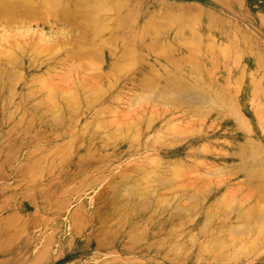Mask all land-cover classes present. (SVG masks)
Wrapping results in <instances>:
<instances>
[{"label": "rangeland", "instance_id": "rangeland-1", "mask_svg": "<svg viewBox=\"0 0 264 264\" xmlns=\"http://www.w3.org/2000/svg\"><path fill=\"white\" fill-rule=\"evenodd\" d=\"M168 3L174 4L172 0ZM237 5L246 18L247 38L250 36L243 48L234 47V36H224L220 41L225 47H219L212 42L215 37L192 33L189 29L194 28L189 25L180 32L176 24L160 26L154 37L145 32L139 36L140 23H126L124 29L111 35L105 31L100 37L117 35L118 40H123L127 31L134 28L138 35L131 49L147 63L153 58L154 69L169 66L170 59L175 60L181 50L191 54L193 63L201 64L206 59L212 67L204 82L210 84L213 92L223 90L234 97L236 115L246 118L254 133L252 137L261 141L264 0H237ZM195 26L194 31L200 24L195 22ZM117 27L112 24L109 28ZM27 37L18 40L27 41ZM140 38L146 42L154 40L155 45L147 47ZM255 39L260 47L253 45ZM2 40L0 264H264V183L257 181H264V176L259 179L217 170V165L231 162L234 144L244 133L238 128L239 117L232 111L167 97L156 107L138 103L137 111L129 110L133 118L122 121L119 113L127 115L126 103L131 94L129 80L138 78L144 70L139 67L135 74L120 76L115 69H109L122 51L120 41L112 39V49H100L106 56L103 61H96L93 66L90 63L86 69L83 66L85 75L81 74L90 78L97 74L98 79L91 82L90 78H82L81 88L80 72L73 70L76 81L70 69L74 82L65 81L67 89L64 81L59 83L60 77H54L60 70L68 69L62 62L56 65L59 57L49 59L37 70L26 63L27 51L15 52L18 56L13 58L4 54L6 43ZM183 42L192 45L184 46ZM146 48L153 55L161 52L162 58L153 57ZM13 66L15 69H11ZM94 67L100 70L93 71ZM65 72L62 79L69 71ZM39 75L41 80L47 78L44 83L34 80V76L40 79ZM48 82L52 87L46 85ZM63 92L73 99L69 101V95L62 96ZM63 97L65 103L61 101ZM51 98H56V105L61 104L65 110L55 111L54 99L48 103ZM112 119L121 125L116 126ZM133 121L137 126L130 127ZM186 121L191 125H185ZM172 125L176 130L168 127ZM256 156L257 161L262 159ZM132 188L140 192H130ZM223 194L227 196L224 198Z\"/></svg>", "mask_w": 264, "mask_h": 264}, {"label": "bare ground", "instance_id": "bare-ground-1", "mask_svg": "<svg viewBox=\"0 0 264 264\" xmlns=\"http://www.w3.org/2000/svg\"><path fill=\"white\" fill-rule=\"evenodd\" d=\"M162 1H164L165 4H164V2L162 3ZM162 1L161 0H0V34H1V37L4 38V40H2V43H3V41L6 43V44H4V45H6V48L3 46V48H5L4 54H7L8 57L13 58L15 56H18V55H15V52H24L25 53V51H27L29 56H24V57H26L29 62L27 61L26 63L31 64L32 65L31 67H33L37 70L41 69V66L43 63L47 64L49 59L53 60L54 57H59V60L57 59L55 61V62L58 61V63H56V65L57 64L60 65L59 64L60 62L64 63V65L66 64L69 70L68 69H66L64 71L62 70V72L66 74L65 71H67V72L69 71L67 74L69 77L64 74L66 80H65V78L62 79L63 73L61 72V70H60V73H57V75L54 74L55 75L54 77L55 78L60 77V81L56 80V79H55V81L56 82L59 81V83H62V81H64V83H63V85H64L66 82L68 83L69 79L72 78V76H75V78H76V74H77L76 72H80V74H81V72H83L86 68H88L90 66V63L92 64L91 66H93L96 63V61H99V62H100V60L103 61V59H105L106 56L104 57L103 53L102 52H101L102 54L100 53V49L102 47L103 48L107 47L109 49L110 48L112 49L111 46H112V43H114L112 41V39L114 41H116V40H118V37H120V36L117 37V35H116L115 38H112V37L105 38V36L100 37V34L104 33L105 31H109L110 35H111V34H113L112 33L113 31H116L117 29L121 30L126 23H129V24L130 23H136V24L140 23L141 30L139 32L140 33L139 36L142 35V32H145L147 35L153 34V36L155 37V33L158 32L157 28L160 26H161V28H163L166 25L168 26L170 24H176L177 25L176 30H177V32H180L182 30L181 28H183V26H185V25H189L195 29L196 26L193 27V23L198 22L200 24V26L197 27L198 30H195V31H194V29H189V30L192 33L201 34V36L204 35V36H208V37H212V38L215 37L216 40L212 41V42H216L219 47L223 46L222 45L223 43L220 41V39L222 40V38L224 36H225V38L227 36L229 38L234 36V38H235L234 47H237V48L238 47L243 48L244 45L247 44L246 40L250 38V36H248V38H247V32H246L247 30H246V26H245V22H246L245 19L246 18H245V15H244L242 9H240L239 5H237V0H172V3H174V4H172L170 6L168 3V2H170V0H162ZM110 24L111 25L113 24V25L118 26V27L116 29L112 30V28H109L111 26ZM76 27H78L79 29L77 28V30H76L75 29ZM82 28H84L85 30ZM82 31H85V33H83ZM136 35H138V31L137 30L135 31L134 28H131V30H128L127 33L124 35L123 40H118L121 43V46H122L121 50L122 51H121V53H119L117 55V57L114 61H111V64H110L111 68H109V69H115L120 76H125L127 74L132 75L133 72L135 74L138 71L137 68H139V67H142V70H144V71H141L142 73L140 74V76H138V78L131 77L132 80H129V81H132L131 83L134 86H132V84L131 85L128 84V85H130L128 93H131L129 95L130 96L132 95V96L130 97L128 95L129 98H127L128 100L126 103V108L128 109V111H126V113H127L128 117H125L127 115L124 113H119L120 116H121V114L123 116L121 118L122 121L124 119L127 120V118L128 119L133 118V117H131V115H129L132 113V111L129 112V110H136L137 109L136 107H138L137 106L138 103H141V105H142V103L144 102L146 107H152V106L156 107L157 104L159 105V104L165 102L167 97L176 98V99H179L183 102L192 103L195 105H197V104L198 105H204V107L205 106L220 107L222 109H225V111L230 110L236 115L238 108L236 105L237 101L233 100L234 97L232 95L231 96L228 95L223 90H221L222 93L213 92L210 84L208 85V84H206V82H204V77L208 76L207 70H209L210 67H212L210 65V62H208L206 59H204L205 57L201 58L202 60L204 59L201 64H196V63H193L192 61H190L191 54L184 53L181 50V52H179L178 55H176L177 58H175V60L170 59V61L168 62L169 66L160 65L162 67V69H161V67H159L161 69V71H160L159 68H158L159 69L158 70V69H154L152 67L153 66L152 64H154L152 62L153 58L150 57L149 61L147 60L148 61V63H147L146 60L143 58V56L139 57L140 54H137L136 52L134 53V51L131 49L134 45L135 38L137 37ZM27 36H29V38H30L29 40L27 39L28 42L18 40L21 37H27ZM182 36H183V34H182ZM3 38H0V42H1V39H3ZM143 38H140V39H142L141 41H144ZM10 39H12L13 41L8 42ZM21 39L24 40L23 38H21ZM199 40H201V39H199ZM228 40L230 41V39H228ZM253 41H254L253 42L254 46L260 47V43H259L258 39H255ZM249 42H251V41L249 40ZM9 43H11V44H9ZM144 43H145V46L147 44V47H148V44H149V46L155 45L154 40H149L148 42L144 41ZM183 43H182V45H184V46L186 45L185 43L189 44V42H183ZM250 45H252V44H250ZM231 46H233V45H231ZM223 47H225V46H223ZM162 48H164V45H162ZM186 48H187V46H186ZM189 48H190V46H189ZM1 49H0V51H1ZM190 49H192V48H190ZM147 50H149V53L152 54L153 57L156 56L158 58L159 57L162 58L163 54L161 52H160L161 54L159 53L160 55L159 54L153 55V53H151V51H150V48ZM152 50H153V47H152ZM225 50H223V51H225ZM189 51H191V50H189ZM1 53H2V51H1ZM195 53H192V54H195ZM5 56L6 55H4V57ZM19 59H21V58L19 57ZM194 59H196V58H194ZM17 60L18 59H16V61ZM163 60H164V58H163ZM21 61H19V62H21ZM38 61H40L41 63H38ZM13 62H15V61L13 60ZM78 62H82V63H85V62L88 63L89 62L88 63L89 65L88 64H84V65L82 64L81 66L80 65L78 66V65H76ZM159 62H157V63H159ZM11 63H12V61L10 62V64ZM102 63H104V62H102ZM21 64L22 63H20V65ZM64 65H62V66H64ZM66 65L64 66L65 68H67ZM199 65L204 66V68H202ZM83 66L85 69L83 68ZM86 66H88V67H86ZM18 67H20V66H18ZM64 67H62V68H64ZM13 68L15 69L14 66L11 69H13ZM49 68L50 67H48V69ZM70 69H72V71L73 70L76 71V72L73 71L75 74L72 76L70 75L72 72ZM89 69H91V68H89ZM44 70H46V69H44ZM51 70L52 69H50L49 71H51ZM94 70L98 71L100 69H98V67L97 68L94 67L93 71ZM47 71L48 70L44 71V72H46V75L49 74V72H47ZM57 71H59V70H57ZM83 74H84V72H83ZM83 74L80 75L81 79H80L79 83H81L82 78H85V79L90 78V77L84 76L85 74L84 75ZM100 75H102V74H100ZM18 76H19V73H18ZM82 76H84V77H82ZM97 76H98L97 74L95 76H92L89 81H91L93 79L92 81L94 82L96 78L98 79ZM192 77L193 78L197 77V78H194L195 79L194 83L191 81ZM34 78H36L34 80H36V81L40 80L41 82L43 81V83H44V81H46L45 79H47V78H45L43 80V78H42V80H41L40 75H39L40 79H38L35 76H34ZM67 78H68V80H67ZM201 78H202V80H201ZM72 79H70V81H69L70 83H71V81L74 82ZM86 80L88 81V79H86ZM76 81H77V78H76ZM53 82H52V84H53ZM45 83H47V82H45ZM52 84L48 82V84H46V85H49V86L51 85V87H52ZM68 84H65V86L66 85L69 86ZM97 84H98V82H97ZM55 85H57V83ZM76 85H78V83ZM83 85L84 84L81 83L78 86H81V88H83L82 87ZM41 86H42V83H41ZM49 86L47 87L48 89H49ZM45 88H46V86H45ZM55 89H56V86H55ZM67 89H68V87H67ZM98 89H99V87H98ZM40 90H42V89H40ZM70 91L71 90H69V93H70ZM101 91H100V93H101ZM198 91H201V92L198 93ZM74 92L75 91L73 90L72 94H74ZM96 92H98V91H96ZM96 92H94V93L96 94ZM237 92H239V90ZM69 93L67 92V94H64V92H63L64 95L63 94H61V95L65 96V97H67V95H69V97H70L71 94H69ZM50 94H52V92ZM87 94L89 96L91 95V93L90 94L87 93ZM53 95H50V97ZM61 95H59V99L62 97ZM76 95H77V92H76ZM46 96L49 97L48 94H46ZM53 97H55V96H53ZM69 97H68V100L69 99L71 100V97L73 99V96H71L70 98ZM46 98H44V99H46ZM51 99L52 100H50V102H48V100H47V102L51 103L54 98H51ZM55 99L52 102L53 104L55 103V105L53 106V104H51V106L54 107L55 111L56 110L59 111L60 109H61V111H64L65 108L61 104L59 106L56 105L58 103H56ZM64 99L65 98L63 97V99L61 100V101H63V103H65ZM33 106H34V104H33ZM141 107L142 106H140V108ZM75 108H76V106H75ZM151 109H153V108H151ZM40 113H43V110H40ZM133 113H134V111H133ZM135 113H137V112H135ZM54 116L57 117V115H54ZM101 116H103V115H101ZM152 116L153 115H151V117ZM171 118H169V122H170ZM233 118L235 119V117H233ZM236 118H238L237 119L238 124H239L238 128H240L244 133L241 136V140H239L238 142H236V144H234L235 146H234V149L232 151L233 152V154H232L233 159L231 160V162L227 163V164L217 165L218 166L217 170H222V171L225 170V172L230 171L231 173L236 172L237 174L240 173L242 176H246V177H249L248 176V174H249V175H252V177H257L260 179L264 176V138L261 141L254 139V137H252V134L254 135V133L252 130H250L249 124L246 122V118L241 116L239 113L236 115ZM53 119H54V117H53ZM114 119L120 120L119 118H114ZM114 119H112V120H114ZM147 119H149V118H147ZM131 120H129V121L132 122ZM152 120H153V118L150 120V123L153 122ZM113 122H117V121L114 120ZM189 122L185 123V125L190 126L191 123H189ZM125 123H127V122L125 121ZM118 125H121V123L117 122L116 126H118ZM130 125L131 126H137V125H135L134 121H133V123H130L129 126ZM185 125H183V126H185ZM123 126L125 127V125H123ZM97 127H98V124H96L95 128H97ZM127 127H128V125H127ZM127 127H126V129H128V128L130 129V127H128V128ZM168 127L169 128L173 127L174 129L176 128L173 125L168 126ZM179 128H180V126L178 125L177 129H179ZM181 128H183V127H181ZM97 130L100 131V128ZM120 130H119V132H120ZM95 132H96V130H95ZM89 136H91V135L89 134ZM259 136H261V135H259ZM256 155L261 156L262 159H259V161H257L256 158H258V157ZM179 162H180V160L175 162L174 164L177 165ZM254 163H256V164H254ZM175 169L177 170L178 168H175ZM175 175H176V172H175ZM238 176H239V174H238ZM84 178H85V176H84ZM263 179H264V177H263ZM144 181H146V180H144ZM257 181H259L260 183H264V181H261V180H257ZM262 185H263V190H264V184H262ZM133 191L135 193L140 192V190H136L135 188H132L130 190V192H133ZM227 194H228V192H227ZM227 194H223L224 198H225V196H227ZM223 195L220 197V199H223L222 202H224ZM243 226L245 227L246 225H243ZM244 230H245V228H244ZM204 248H206V247H204Z\"/></svg>", "mask_w": 264, "mask_h": 264}]
</instances>
